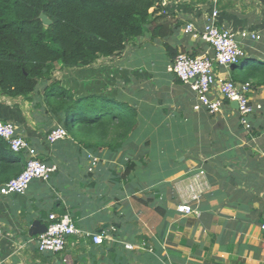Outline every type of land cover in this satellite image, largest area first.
Masks as SVG:
<instances>
[{
    "label": "crops",
    "instance_id": "1",
    "mask_svg": "<svg viewBox=\"0 0 264 264\" xmlns=\"http://www.w3.org/2000/svg\"><path fill=\"white\" fill-rule=\"evenodd\" d=\"M162 4L169 33L154 37L148 27L122 53L57 78L74 98H107L137 110L138 126L115 157L96 155L71 135L50 143L47 136L62 126L63 115L43 92L29 99L0 95V119L14 123L37 158L57 166L48 181L33 180L24 194L0 195V264H264V87L250 94V128L231 103L215 114L197 111V93L170 71L175 56L168 53L169 46L175 55H213L184 27L202 30L214 10L245 51L255 48L259 40L238 34L255 31L264 39V2ZM234 72V64L216 65L219 78L232 79ZM28 159L23 151L22 160ZM129 161L135 167L125 179ZM199 171L206 184L201 214H181L176 207L188 201ZM52 213L69 214L79 230L58 254L40 252L38 235H30L33 222L47 225ZM100 233L107 236L96 244L92 236Z\"/></svg>",
    "mask_w": 264,
    "mask_h": 264
},
{
    "label": "trees",
    "instance_id": "2",
    "mask_svg": "<svg viewBox=\"0 0 264 264\" xmlns=\"http://www.w3.org/2000/svg\"><path fill=\"white\" fill-rule=\"evenodd\" d=\"M162 2L0 0V95L29 99L43 92L49 107L63 115L62 126L83 148L115 157L138 126L137 110L107 98H74L54 74L118 55L148 27L154 37L166 35L171 21L160 14ZM42 16L51 24L45 25ZM254 47L247 48L241 62L234 64L232 80L249 82L256 90L264 87V39ZM168 53L177 55L169 46ZM22 153L14 152L0 137V185L24 170L27 161ZM134 167V162L126 163L125 179Z\"/></svg>",
    "mask_w": 264,
    "mask_h": 264
},
{
    "label": "built area",
    "instance_id": "3",
    "mask_svg": "<svg viewBox=\"0 0 264 264\" xmlns=\"http://www.w3.org/2000/svg\"><path fill=\"white\" fill-rule=\"evenodd\" d=\"M218 11L214 10L202 30H198L193 23H188L184 27L185 34L200 38L210 45L213 55L201 54L191 55L180 52L174 58L170 71L173 72L179 80L190 84L197 93V103L194 109L207 110L211 114L222 111L225 101L229 103H238V114L242 124L250 128L247 121L249 115L254 111L251 104V84L249 82L238 84L232 79H222L216 74V65L229 66L239 63L245 56L243 44L237 40V34L227 27L219 25ZM243 39L260 40L258 32L244 30L238 34ZM0 137L7 140L14 152L26 151L29 159L24 170L16 177L12 178L3 185H0V195L24 194L30 183L39 179L48 181L52 174L57 171V166L47 164L37 158L35 148L31 147L28 141L17 133L14 123L0 119ZM69 134L63 126L53 128L47 140L55 143L59 140L68 138ZM96 161H94V164ZM204 172L199 171L191 177L188 186V201L177 205V212L184 215L200 216L199 202L201 192L206 186L203 183ZM261 229L264 231V219L261 223ZM79 233L72 217L65 213L62 215L50 214L47 230L39 234L35 242L40 252H63L67 246L70 236ZM107 235L104 233L94 234L93 241L101 244ZM127 247L131 248L130 244Z\"/></svg>",
    "mask_w": 264,
    "mask_h": 264
},
{
    "label": "water",
    "instance_id": "4",
    "mask_svg": "<svg viewBox=\"0 0 264 264\" xmlns=\"http://www.w3.org/2000/svg\"><path fill=\"white\" fill-rule=\"evenodd\" d=\"M42 20H43L44 24L47 26L51 24V20L48 19L47 16H42ZM232 106H234V108H236V110L238 109V103L237 102H233ZM46 230H47L46 224H42L39 221H34L31 228H30V235L37 236L41 233H44Z\"/></svg>",
    "mask_w": 264,
    "mask_h": 264
},
{
    "label": "rangeland",
    "instance_id": "5",
    "mask_svg": "<svg viewBox=\"0 0 264 264\" xmlns=\"http://www.w3.org/2000/svg\"><path fill=\"white\" fill-rule=\"evenodd\" d=\"M64 70H65V69H63V70H58V71L55 73L56 75H54V78H55V76H56L55 79H57V78L63 79V75H64V73H65ZM66 70H68V69H66ZM241 71H242V70H241Z\"/></svg>",
    "mask_w": 264,
    "mask_h": 264
}]
</instances>
